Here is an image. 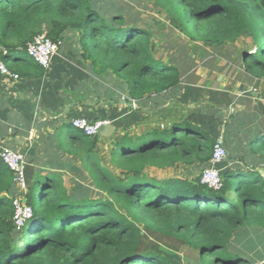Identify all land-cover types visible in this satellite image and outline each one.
<instances>
[{
    "label": "trees",
    "instance_id": "trees-1",
    "mask_svg": "<svg viewBox=\"0 0 264 264\" xmlns=\"http://www.w3.org/2000/svg\"><path fill=\"white\" fill-rule=\"evenodd\" d=\"M148 1L166 25L190 41L196 56L243 40L245 70L264 76V0ZM118 4L0 0V44L7 50L1 60L18 76L39 77L44 69L27 59L26 44L40 33L54 42L69 38L93 77L113 78L108 92L117 91L129 104L159 100L155 107H162L164 94L178 88L196 57L184 46L166 60L156 57L153 27L126 17ZM238 120L231 115L224 124L227 163L235 158L231 131ZM162 124L117 139L110 155L119 170L114 175L93 161L98 134L75 129L70 146L77 144L92 162L94 189L68 191L54 173L37 176L26 193L31 217L20 228L12 220L13 174L0 157V264L183 263L182 256L147 244V231L174 239L184 254L194 255L195 264H253L238 236L247 227L264 232V181L246 168L224 167L218 189L201 184L219 133H207L185 113ZM248 142L264 159V133ZM180 164L199 173L160 178L150 173Z\"/></svg>",
    "mask_w": 264,
    "mask_h": 264
},
{
    "label": "crops",
    "instance_id": "crops-1",
    "mask_svg": "<svg viewBox=\"0 0 264 264\" xmlns=\"http://www.w3.org/2000/svg\"><path fill=\"white\" fill-rule=\"evenodd\" d=\"M68 39L60 41L57 53L41 76L13 79L0 73V146L23 154L28 187L37 176L54 173L68 191L94 189L88 171L92 162L77 144L70 146L75 142L70 137L76 131L71 119H105L112 125L108 133L100 130L92 156L93 161L114 175L119 170L113 166L110 155L117 139L152 127L154 120L162 126L157 117L164 114L169 118V113L172 117L176 114L175 118L185 113L207 133L218 132L222 136L225 121L231 115L237 117L239 127L231 131L235 158L228 163L225 160L221 169L246 168L264 181V159L248 142L250 136L264 133V76L253 77L245 70L242 51L237 50L236 43L229 45L232 52L225 48L229 52L223 53L221 48L214 54L198 57L197 64L183 74L178 88L165 93L161 101L164 104L157 108L155 103L159 105V100L129 104L121 99L123 95L117 96V91L108 92L113 78L108 81L107 76L93 77ZM190 99L198 101L197 105L186 110L168 107L176 100ZM238 238L253 264H264V232L247 227ZM195 261L194 255H182V264Z\"/></svg>",
    "mask_w": 264,
    "mask_h": 264
},
{
    "label": "built area",
    "instance_id": "built-area-1",
    "mask_svg": "<svg viewBox=\"0 0 264 264\" xmlns=\"http://www.w3.org/2000/svg\"><path fill=\"white\" fill-rule=\"evenodd\" d=\"M60 43V41H52L45 33H40L26 44V54L36 64L42 68H47L51 63L52 57L57 53ZM2 55H7V50L0 44V73L17 79L18 75L8 70L1 60ZM108 123L109 122L105 119L91 121L85 117H78L70 120V124L74 129H78L84 135L88 136L99 134V131ZM226 156L227 151L224 146L223 136L219 134L214 140L209 164L201 172V184L212 189H218L221 186L220 170ZM0 157L13 174L15 196L12 200L14 209L12 220L15 226L20 228L24 225L25 221L31 217V209L26 203L28 185L24 171L25 159L21 152L6 146H0Z\"/></svg>",
    "mask_w": 264,
    "mask_h": 264
},
{
    "label": "rangeland",
    "instance_id": "rangeland-1",
    "mask_svg": "<svg viewBox=\"0 0 264 264\" xmlns=\"http://www.w3.org/2000/svg\"><path fill=\"white\" fill-rule=\"evenodd\" d=\"M101 1L104 3H110L111 1H114V3H117V4L119 3L118 4L119 7L124 10V15L126 17H133L135 20H137V23L140 25H144V26L148 25V26L153 27L154 32H155L154 40L158 46L156 57H161L163 60H166L170 54L174 55L177 49L181 51L179 48L180 46H184L186 52H189L188 54L192 53V56L196 57L195 60L198 59V56H196L193 53L194 48L188 46L190 45V41L186 40L171 26L166 25V20H165L164 15L161 12H159L155 7H153L150 1L148 0H101ZM159 22H161L164 25L159 26L158 25ZM242 41L243 40L236 42L237 45H235V47L237 48V50H240L243 47ZM229 47H230L229 45H226V47H222V52L228 53L230 51ZM225 48H227L229 51H227ZM215 50H216L215 48H209L205 52L206 54L207 53L214 54ZM231 50H233V48ZM26 57L29 60L28 56ZM178 58H181V57L178 56ZM181 61L183 63V58ZM193 64L195 65L197 64V62H193ZM121 99H123V97ZM197 102L198 101H195L193 99H190L187 102L176 100L173 104L168 105V107L175 108L176 110L177 109L186 110L188 107H194L195 105H197ZM162 104H164V102H162ZM155 105H157V103H155ZM169 115L171 116L173 114L169 113ZM175 116L176 114H174V117ZM167 118L168 117L166 115L164 116L163 114V115H159L156 120H159L162 122V119H163L165 122ZM153 124H159V122L155 120L151 121L152 126ZM69 130L71 131L72 129H69ZM137 133L138 132H136V134ZM150 173L152 175H156L157 178L171 176V175L189 176L190 173H192L191 175L195 176L199 173V170H195V168L192 166H184L180 164L175 168H168L166 170H156V171L152 170ZM42 182H44L43 179L41 180V183ZM144 238L147 244L156 246L162 251L175 254L178 257H181L182 254H184L185 252L184 247H182L172 238L158 235V234L148 232V231L144 233Z\"/></svg>",
    "mask_w": 264,
    "mask_h": 264
},
{
    "label": "water",
    "instance_id": "water-1",
    "mask_svg": "<svg viewBox=\"0 0 264 264\" xmlns=\"http://www.w3.org/2000/svg\"><path fill=\"white\" fill-rule=\"evenodd\" d=\"M112 128V125L111 124H108V125H105L103 128H102V131L104 133H108L110 131V129ZM100 132V131H99Z\"/></svg>",
    "mask_w": 264,
    "mask_h": 264
}]
</instances>
